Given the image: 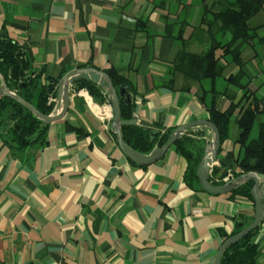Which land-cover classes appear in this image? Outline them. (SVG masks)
<instances>
[{
  "label": "crops",
  "instance_id": "1",
  "mask_svg": "<svg viewBox=\"0 0 264 264\" xmlns=\"http://www.w3.org/2000/svg\"><path fill=\"white\" fill-rule=\"evenodd\" d=\"M215 2L0 0V37L23 46L40 77L36 98L74 70L113 69L127 81L137 126L173 132L209 120L211 96L200 94L211 81L187 82L172 65L180 51L206 48L203 7ZM252 21L259 37L242 59L250 87L264 95V9ZM77 83L43 142L19 150L0 126V264H216L239 219L253 221L255 204L188 181V161L175 147L153 164L131 162L112 130L109 97ZM225 88L219 78L217 91ZM187 133L209 143L201 128ZM237 134L232 123L215 167L238 159ZM253 243L264 264V222Z\"/></svg>",
  "mask_w": 264,
  "mask_h": 264
},
{
  "label": "trees",
  "instance_id": "2",
  "mask_svg": "<svg viewBox=\"0 0 264 264\" xmlns=\"http://www.w3.org/2000/svg\"><path fill=\"white\" fill-rule=\"evenodd\" d=\"M263 9L264 0H216L212 6L205 4L202 27H205L204 31L208 35L206 48L199 54L182 50L172 65L173 71L182 73L187 82L202 86L203 81H211V89L202 86L200 96L203 100L207 95L211 96V103L207 105L209 120L220 132L221 146L230 138L231 124L234 122L237 126L235 144L240 147V154L229 168L235 178L248 173L264 175V95L250 87L242 59L243 47L252 46L259 37L258 30L261 27L255 28L251 22ZM229 65L236 69L227 74ZM31 72V64L23 46L7 36L0 37V74L9 90L35 106L42 114L49 115L53 110V104H49V101L57 96L58 81L56 85L49 81L36 98L34 92L38 88L40 77ZM107 74L118 91L122 86H127L129 90L127 81L115 70L110 69ZM219 78L226 85L223 92L216 89ZM77 87L89 90L96 98L104 99L105 93L94 83L82 80L77 83ZM239 93L242 94L240 98ZM223 98L227 103L224 108ZM121 110L123 120L133 118L132 106L125 104L123 99ZM0 126L8 128L9 142L19 150H24L45 140L49 124L43 123L15 100L2 97ZM255 129L257 134L254 136ZM154 131H159V134L155 135ZM122 132L124 141L145 155H149L155 148L165 146L172 133L139 126H124ZM173 147L188 161L187 180L198 182L197 168L204 156L206 142L186 133ZM229 169L214 167L210 182L215 186L224 185L223 179L228 175ZM253 187V181L246 182L234 189L231 195L246 197L254 203ZM250 223L252 221L241 217L231 236ZM256 232L257 230L227 249L222 256V264H258L259 251L253 243Z\"/></svg>",
  "mask_w": 264,
  "mask_h": 264
},
{
  "label": "water",
  "instance_id": "3",
  "mask_svg": "<svg viewBox=\"0 0 264 264\" xmlns=\"http://www.w3.org/2000/svg\"><path fill=\"white\" fill-rule=\"evenodd\" d=\"M88 81L98 85L102 91L109 97V102L113 111L112 130L117 136L118 145L123 154L134 164L150 165L159 160L165 155L174 144L183 137L187 132L201 128L205 132H209V143L205 148L204 156L197 168V175L202 188L209 194L222 195L232 192L234 189L240 187L242 184L253 181L254 187L252 189V197L255 204V215L252 223L244 228L239 233L226 239L218 250L216 257V264H222V256L224 252L230 247L234 246L250 233L256 231L264 222V175L259 173L243 174L233 180L228 181L222 186H215L210 182V172L217 163V159L221 150V137L218 128L210 120L194 121L187 125L178 127L173 131L167 143L162 148H155L149 155L142 154L129 146L123 138L122 128L124 126H137L138 121L133 117L129 121L122 119L121 100L124 103L131 105L132 95L129 93L127 86H122L119 91L115 88L113 81L109 75L94 68L77 69L66 75L57 85L56 103L49 115H44L39 112L35 106L25 101L15 92L9 90L6 81L0 74V95L7 97L20 103L31 113H33L39 120L45 124H51L58 121L62 115L69 108L70 86L79 81ZM51 84L56 85L52 81ZM50 109V108H48ZM143 125V123H142ZM154 134H159V131H154Z\"/></svg>",
  "mask_w": 264,
  "mask_h": 264
},
{
  "label": "built area",
  "instance_id": "4",
  "mask_svg": "<svg viewBox=\"0 0 264 264\" xmlns=\"http://www.w3.org/2000/svg\"><path fill=\"white\" fill-rule=\"evenodd\" d=\"M214 169V168H213ZM213 170L210 172V176H212ZM235 179V176L233 174V172H229L228 175L223 179V182L227 183L230 180Z\"/></svg>",
  "mask_w": 264,
  "mask_h": 264
},
{
  "label": "rangeland",
  "instance_id": "5",
  "mask_svg": "<svg viewBox=\"0 0 264 264\" xmlns=\"http://www.w3.org/2000/svg\"><path fill=\"white\" fill-rule=\"evenodd\" d=\"M251 24L254 25V22L252 21ZM233 125H234V127L237 129V132H238V128H237V126L235 125L234 122H233ZM233 129H234V128H233ZM256 134H257V129H255V131H254V136H255Z\"/></svg>",
  "mask_w": 264,
  "mask_h": 264
}]
</instances>
